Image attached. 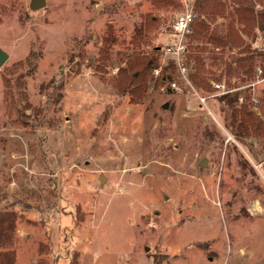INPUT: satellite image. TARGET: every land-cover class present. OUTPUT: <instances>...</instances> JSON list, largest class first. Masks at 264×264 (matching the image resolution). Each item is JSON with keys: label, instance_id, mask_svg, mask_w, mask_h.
Wrapping results in <instances>:
<instances>
[{"label": "rangeland", "instance_id": "rangeland-1", "mask_svg": "<svg viewBox=\"0 0 264 264\" xmlns=\"http://www.w3.org/2000/svg\"><path fill=\"white\" fill-rule=\"evenodd\" d=\"M182 1L194 10L195 0ZM249 1L264 14V0H226L212 27L226 34L233 24L262 49L258 26L236 13ZM30 2L0 0L9 55L0 69V214L19 217L16 264H264V141L240 143L229 107L246 94L240 105L264 101V80L250 87L224 75L204 93L189 69L185 82L162 59L178 14L147 0H46L35 12ZM148 14L156 26L140 51L159 47L162 72L137 103L111 81ZM109 24L124 41L105 52ZM239 50H215V65L205 51L207 68L220 75ZM14 71L25 84L11 108L5 79Z\"/></svg>", "mask_w": 264, "mask_h": 264}, {"label": "trees", "instance_id": "trees-1", "mask_svg": "<svg viewBox=\"0 0 264 264\" xmlns=\"http://www.w3.org/2000/svg\"><path fill=\"white\" fill-rule=\"evenodd\" d=\"M151 7L159 12H177L176 18L184 11L182 0H147ZM194 13L196 17L191 26V33L187 37V51L184 60L191 69V80L204 93L213 92V84L221 83L224 75L236 78L239 84H251L258 77V69L262 70L260 78H264V14L255 15L254 8L250 1L244 5H238L236 13L239 21L252 22L258 26L262 32L263 47L255 49L238 37L233 24L229 26L226 34H222L216 27H212L215 20L219 17H226L228 6L226 0H195ZM156 18L153 14L146 15L145 21L137 24L134 28V37L131 41L135 44L132 54L122 60L125 66L119 68L118 75L111 81L113 86L121 94L130 93L135 102H140L147 95L150 76L157 68L161 56L160 48H154L149 53H142L140 46L144 41L147 32L151 31L156 25ZM22 24L25 23L26 17L20 16ZM238 38V39H237ZM124 40L116 34L114 25L109 24L103 36V48L105 52L110 51L114 45ZM209 49H208V48ZM229 48H239V52L232 55V61L226 62L224 70L217 75L212 69H208L203 57L205 51L212 53V65L218 57L215 56V50H225ZM208 49V50H207ZM171 67L177 69L176 62L173 58L169 59ZM17 63L16 66H21ZM12 75L5 79L7 89V100L10 107L14 108L19 102L18 98L22 97V91L25 84L22 74ZM239 85V86H241ZM249 100L250 95H245ZM230 125L235 129L232 134L240 142L245 137H257L264 141V101L260 102L258 107L252 103L239 104V98L229 99ZM264 100V98H263ZM258 110V113L255 112ZM19 223L17 214H0V264H16V232ZM72 264H75L74 262Z\"/></svg>", "mask_w": 264, "mask_h": 264}, {"label": "built area", "instance_id": "built-area-1", "mask_svg": "<svg viewBox=\"0 0 264 264\" xmlns=\"http://www.w3.org/2000/svg\"><path fill=\"white\" fill-rule=\"evenodd\" d=\"M196 17L194 10L192 9H186L182 14H180L178 16V18H175L173 20V22L170 24L169 26V33L174 37V43L172 45H169L163 52L162 55V59L165 60L166 58L169 59L173 58L174 61L176 62L177 65V69L178 72L180 74V76H182V78L185 80V82H187L188 84H190V79H189V67L187 66L185 60H184V55L187 51V37L188 35L191 33V26L192 23L194 21V18ZM168 59V61H169ZM162 72L161 66L159 65L155 70H154V74L158 77L160 76ZM258 77L260 78V76L262 75V70L258 69L257 71ZM261 79V78H260ZM261 80H264V78H262ZM172 86L177 89L180 90L177 86L176 82L172 83ZM216 89L221 90L219 92L220 95L222 94H227L229 92L232 91H227L225 89H223V85L221 84H215L214 85ZM255 83L250 84V87H254ZM198 95V93H196ZM200 98V101L203 105H206V100L207 98L205 97H201L200 95H198ZM240 102L243 103L244 101H246L245 97H241ZM252 105L256 107H258L259 105V101L256 98L252 99Z\"/></svg>", "mask_w": 264, "mask_h": 264}, {"label": "water", "instance_id": "water-1", "mask_svg": "<svg viewBox=\"0 0 264 264\" xmlns=\"http://www.w3.org/2000/svg\"><path fill=\"white\" fill-rule=\"evenodd\" d=\"M46 4H47L46 0H31L29 8L31 11L35 12L43 9L46 6ZM8 59H9L8 53L4 51L2 48H0V69L5 65ZM163 107L166 109L168 108V105L165 104ZM255 112L258 113V110H255Z\"/></svg>", "mask_w": 264, "mask_h": 264}]
</instances>
